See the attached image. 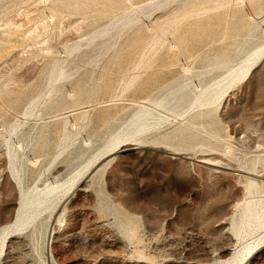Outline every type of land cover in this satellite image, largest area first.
<instances>
[{
    "label": "rangeland",
    "instance_id": "374dc122",
    "mask_svg": "<svg viewBox=\"0 0 264 264\" xmlns=\"http://www.w3.org/2000/svg\"><path fill=\"white\" fill-rule=\"evenodd\" d=\"M253 1L232 16L235 0H0V264H264V229L236 237L242 209L264 201V58L200 118L180 116L186 103L157 108L166 131L190 122L180 139L143 136L78 179L51 217L13 225L18 182L84 171L133 110L167 100L161 88L236 65L264 30L247 19Z\"/></svg>",
    "mask_w": 264,
    "mask_h": 264
},
{
    "label": "bare ground",
    "instance_id": "6f19581e",
    "mask_svg": "<svg viewBox=\"0 0 264 264\" xmlns=\"http://www.w3.org/2000/svg\"><path fill=\"white\" fill-rule=\"evenodd\" d=\"M221 1H226V0H221ZM229 1L232 2L231 5L234 4V0H229ZM235 1L237 2V0H235ZM238 2H240L243 6H241L240 4H237L236 5L237 9H235V11H233L232 16L235 15V13L238 12L241 9V7H246L245 0H240ZM253 2L258 4L259 6L256 7L255 14L248 16L247 19H252V20L256 19L257 20L260 18L259 21H256V24L264 25V17L261 19V16H264V7H262V4L258 0H254ZM50 18H52V16ZM253 25H254V23L248 24V31H250L252 29ZM93 33H95V32H93ZM96 33H99V32H96ZM96 33H95V35H96ZM100 33H102V32H100ZM262 58H264V30L261 34V41L259 43H257L251 50L247 51L242 56V58L239 60V62L236 65H234L233 67H231V66L227 67L226 63L223 64V67H227L226 72L223 75H221L220 77L214 79L210 84L202 85V84L197 83V82H195L196 83L195 84L190 80H189V82L186 80L182 81V82H176L175 81L174 82L175 84L170 85L168 89H167V86H165L159 90V92H160L164 89L162 98H163V100L167 99L166 101H155L154 105H153V106H155L154 108L148 107L145 105H139L137 107V109H135L131 112L129 118L125 122L124 127H122L117 132H115V134L113 136H110L108 138V140L106 141V143H104L105 145L100 149L99 153L95 157H93L88 162V164L86 163V167H85L84 171H82V172L78 171L77 174H75V175L73 174L74 176L70 177L69 179L67 178V180L62 181V182H54V181L50 182L49 181V183H47V184H42V185L35 184L34 186H31V188H27L26 190L23 189L21 183L18 182V180H19L18 179L17 180L18 185H19V192H18L19 198H18V202H17L18 206L16 208V212H15L16 214H14L15 215V224L12 223L16 227L13 225H12L13 226L12 227V226H10L11 225L10 224L9 229H10V227H11V229H14V227L17 228L19 226H22L25 223L30 224V223L35 222L36 220L39 219V216L44 211H48V217H51L53 212L56 210L57 206H59V204H61V202L70 193L71 188L74 186L75 182L78 181V179H80V181H81L82 177H84L85 175L90 173V170L92 169V167H94L97 164H99L100 162H102V160H104L105 158H107V157L113 155L114 153L118 152L120 149H123V147L125 148L126 146H131V147L135 148V146H138L137 143L144 142L145 139L143 140V136H148L154 140L159 139V138L180 139L181 136L183 135V133H185L186 127H187V125H189L190 122L186 121L182 127L176 128L174 130L166 131L167 129H163L162 127H160V125L162 123V119H161V117H159V112H158L157 108L165 109V110L166 109L171 110L170 105H172V106L175 105V107H177L180 105L183 106L186 103L187 107L182 112L179 113V114H181L180 116H183L184 118H187L188 120L200 118L201 117L200 115H202L203 110L205 108H208V107H210V105H213V104L217 103L218 101L222 100L223 97H225L227 94H229L232 91L235 83L245 80L252 73V71L258 66V63L261 61ZM56 66H57V68H56L57 71H59L58 69H60V67L55 64L54 67H56ZM181 69H182V71H184L183 73H185V74H187L190 71L189 66L186 64L182 65L180 67V70ZM51 76L53 77V80H54L55 78H54L53 72L51 73ZM199 76L200 75L196 76L195 80H198ZM189 77L190 76L187 77L186 75H183V78H185V79H187ZM51 83L48 82L47 84L50 85ZM71 95H72V97H70L71 102H75L77 99V93L74 94V92H72ZM28 106H31V103ZM28 109H29V107H28ZM25 110H26V108H25ZM23 111H24V109H23ZM26 112H24V113H26ZM186 112L188 113L187 115H186ZM63 128H65L64 125H63ZM5 140H8V139H5ZM84 144H85V146H92V141L90 139L84 140ZM6 145H8L7 142H6ZM13 146H14V144H13ZM19 146H20V144L18 145V148H20ZM11 147H12V145H11ZM15 148H17V146ZM9 156H12L11 153ZM208 164H210L211 166L212 165L213 166H219L221 164L224 165V163H220L217 165V164H214L212 162L208 163ZM262 165L264 167V162ZM243 172L247 175L259 176V175H255L251 172H247V171H243ZM246 181L249 183L248 187H252L253 185L255 187L260 186L258 184L257 180H255L254 178H251L249 176H246ZM238 224H239V227L237 229V236L236 237H238V236L240 237L241 234L252 235V234L256 233L257 231H258V233L261 232L260 230L263 231V229H264V201H262V202H257V201L251 202L250 201L248 203V206H245L242 209V211L239 215ZM9 229H8V231H9ZM5 231L7 233V230H5ZM10 232H11V230L9 231V233ZM261 234L264 236L263 232H261ZM9 237H11V236H9ZM240 238H242V236ZM254 238L255 237H253V240H254ZM256 238H257V241H254V242H256L255 245H259L260 242L262 245H264L263 244L264 240L262 243L261 239H259L258 237H256ZM5 239H8L7 234L2 236V238L0 239V247L1 248L4 245H6L5 241H7V240H5ZM247 241H249V239ZM255 245H251V247L248 250V255H250L251 250L253 249V247ZM246 247H249L248 244H246ZM3 250L4 249H2V252H3Z\"/></svg>",
    "mask_w": 264,
    "mask_h": 264
},
{
    "label": "built area",
    "instance_id": "2783aa9c",
    "mask_svg": "<svg viewBox=\"0 0 264 264\" xmlns=\"http://www.w3.org/2000/svg\"><path fill=\"white\" fill-rule=\"evenodd\" d=\"M240 1V0H237V2Z\"/></svg>",
    "mask_w": 264,
    "mask_h": 264
}]
</instances>
